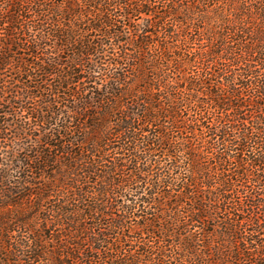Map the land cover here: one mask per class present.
<instances>
[{
    "label": "trees",
    "instance_id": "16d2710c",
    "mask_svg": "<svg viewBox=\"0 0 264 264\" xmlns=\"http://www.w3.org/2000/svg\"><path fill=\"white\" fill-rule=\"evenodd\" d=\"M49 1L0 10L4 66L13 45L31 56L13 65L24 98L57 80L32 113L42 146L0 154V264L21 262L18 232L34 236L23 264H264V0H61L45 17L65 63L30 52L50 37L28 16ZM139 208L151 218L132 221Z\"/></svg>",
    "mask_w": 264,
    "mask_h": 264
},
{
    "label": "rangeland",
    "instance_id": "374dc122",
    "mask_svg": "<svg viewBox=\"0 0 264 264\" xmlns=\"http://www.w3.org/2000/svg\"><path fill=\"white\" fill-rule=\"evenodd\" d=\"M12 1L17 2L18 0H0V10L1 11H14L15 9L12 8ZM61 4V0H52L49 2L44 3V7L42 8V13L38 14V15H30L28 17H30L28 19V24L29 26H34L36 23H39L43 25L44 29H43V33H40L39 35H44L45 37H50L51 35H49L48 31L49 29H51L52 27V22L48 21L47 18L45 17L46 14H48V10L50 6H58ZM24 21L26 19H23ZM143 20L142 17H135L134 18V24H142ZM8 32H10V30H8ZM36 34V32L30 33L29 35H34ZM38 34V32H37ZM5 31H0V39L3 40V38H5ZM127 37H125L126 40ZM129 38V37H128ZM41 50H36L34 48L30 49L31 53H37V55H42V53L47 52L48 53H52V57H54L55 59L60 58L61 61L63 63H65L67 61V53H58L55 51V47L54 46V41L53 39L50 37L49 39H47L46 42H39ZM47 46H45V45ZM43 47V48H42ZM10 53V54H9ZM7 52V56H10L11 59L14 60L13 63H11L8 66H4V61H3V54L0 53V65L2 66V71H0V120L5 122V126L4 124L0 123V129L2 131H4V133L0 134V141H3V143L0 145V154L3 155L4 157V153H8L10 154L9 158H19V159H23L27 156L33 157L34 153H31L32 150H36V147L39 146L41 147V137L45 134L46 130H48V126H46L45 124H39L37 119H36V115H32L33 112L36 111H43L44 115L46 113L49 112V108H47L43 102V99L41 98L40 94H44L43 98L46 97V90L50 89L51 85H54L56 83V79L52 76L48 77L46 79V81H38V85L40 86L41 89H33L31 90L30 94H33L32 97L28 98L29 101H27L26 98H24V94H23V88L26 87L27 84H29L28 86H31V82L29 81V78H27L25 73H21L18 68H14L13 65H15L16 63H21V60H31V56L28 55V51H26V49H24L22 46H17V45H13L11 52ZM2 60V61H1ZM19 64H17L16 66H18ZM18 77L21 78L20 80H18ZM74 79H77V76L74 77ZM29 82V83H27ZM72 82H74V80H72ZM82 82V80H81ZM86 82V81H84ZM82 82V83H84ZM82 83H80L79 85H81ZM25 86V87H24ZM87 86V84L84 85V87ZM78 88V84H74L70 86V90L75 91ZM7 90V92H6ZM11 90H15L14 94H12L10 91ZM65 92H68L66 90L61 91L60 94H58L57 96H54L56 98V100H60L59 104H54L52 105V108L54 111H57L59 109V107H63V105H68L70 106L68 103L63 102V100L61 99L63 94ZM4 99V100H2ZM9 100H11L12 104H9ZM25 104L24 108L20 107L18 104L21 103ZM28 109V110H26ZM52 110V109H51ZM6 113H10L9 115H4ZM64 117H59L57 118V120L55 121V125H53L51 128L54 132V130L56 129H60V126H62L63 122H64ZM15 122V123H14ZM23 122L26 124L27 126V131L22 134V136L20 138H15V134H18V132L16 133V131L13 130H20L21 131V126H19V124H23ZM14 123V124H13ZM12 126V127H11ZM5 129L7 130V132L5 131ZM72 129V128H71ZM6 135V136H5ZM6 160V159H5ZM4 163L2 162V160L0 159V168H1V164ZM12 166V170L10 171V173L12 175H10V180L13 182L15 179L13 178L15 176V172H16V166L17 164H12L9 165ZM19 166V165H18ZM52 168V167H49ZM48 168V169H49ZM49 172V171H48ZM32 179V178H31ZM30 179V180H31ZM34 184H38L39 181L38 180H34L32 181ZM34 186H39V185H34ZM8 188V185L4 186V189ZM148 192V191H147ZM146 194V193H145ZM135 195V194H134ZM120 198H118L115 202H118V204L122 205L123 203H128V202H132L129 201L131 199V194L128 195V193L124 192L121 193ZM149 195L145 196L148 197ZM133 198V197H132ZM136 202H140V199H138V197L135 198ZM2 202V201H0ZM148 202V201H147ZM45 203V202H44ZM28 203H26V206H21V208L24 210L28 207L27 205ZM43 205V203H42ZM44 207H46L45 205H43ZM145 207H147L146 205H144ZM140 210L138 212H136L135 217L132 218V221L134 222H140L142 223V219L143 221H146V218H151L150 216H152L153 211H148L149 208L144 209V208H139ZM7 209L2 210V214L5 213ZM25 214L26 211H24ZM29 215L32 219L34 217V215L32 216V214H27ZM9 216V215H8ZM39 216V217H38ZM41 214L37 213V216L34 217L35 221L36 220H41L42 219ZM13 219V215L11 216ZM133 222V223H134ZM44 234V233H43ZM34 238L33 235L31 234H25L23 233H14L13 234V239L11 241V251L12 253L17 257L15 250H22L20 252L19 258L17 257L18 260H20V263H16V264H23L24 261H27V259H25V257H29L30 256V252L27 251V249H25L28 246V242L26 239V236H29ZM148 244L151 246H158L160 244V240L158 237H154V238H149L148 240ZM21 249H19V247ZM15 249V250H14ZM141 253V249H135L133 251V254H139ZM8 259L11 260L13 259V257H9ZM28 264V263H25ZM31 264H47L46 263V259H40L37 263H32Z\"/></svg>",
    "mask_w": 264,
    "mask_h": 264
}]
</instances>
